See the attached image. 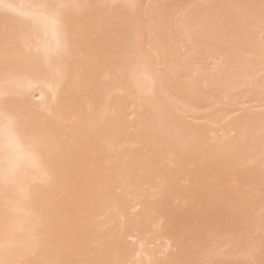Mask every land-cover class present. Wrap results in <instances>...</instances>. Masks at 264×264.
<instances>
[{"label":"bare ground","instance_id":"bare-ground-1","mask_svg":"<svg viewBox=\"0 0 264 264\" xmlns=\"http://www.w3.org/2000/svg\"><path fill=\"white\" fill-rule=\"evenodd\" d=\"M0 264H264V0H0Z\"/></svg>","mask_w":264,"mask_h":264},{"label":"snow or ice","instance_id":"snow-or-ice-1","mask_svg":"<svg viewBox=\"0 0 264 264\" xmlns=\"http://www.w3.org/2000/svg\"><path fill=\"white\" fill-rule=\"evenodd\" d=\"M53 23H55V21H53Z\"/></svg>","mask_w":264,"mask_h":264}]
</instances>
